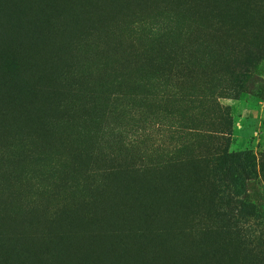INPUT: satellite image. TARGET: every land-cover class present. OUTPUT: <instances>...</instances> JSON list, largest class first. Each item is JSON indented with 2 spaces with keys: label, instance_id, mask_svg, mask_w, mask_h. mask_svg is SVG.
<instances>
[{
  "label": "trees",
  "instance_id": "1",
  "mask_svg": "<svg viewBox=\"0 0 264 264\" xmlns=\"http://www.w3.org/2000/svg\"><path fill=\"white\" fill-rule=\"evenodd\" d=\"M263 58L264 0H0V264H264V152L216 104ZM134 112L207 133L141 148Z\"/></svg>",
  "mask_w": 264,
  "mask_h": 264
},
{
  "label": "rangeland",
  "instance_id": "2",
  "mask_svg": "<svg viewBox=\"0 0 264 264\" xmlns=\"http://www.w3.org/2000/svg\"><path fill=\"white\" fill-rule=\"evenodd\" d=\"M264 64V58L261 61ZM216 104L223 116L231 120L232 134L229 149L231 151H239L243 149L252 150L253 153L258 154L264 152V99L249 100L244 96L236 98L217 97ZM134 123V128L138 135L142 134L138 140L141 143V148L150 145H163L173 150L180 148L183 143H189L186 138L191 139L192 143H197L195 134L199 133L206 135V130L187 129L185 134L179 133L171 125L168 124L170 120L167 118L163 123L159 120L146 114L142 120V115L139 112H134L129 120ZM123 123V121H122ZM121 124L117 122L114 126ZM175 131L174 133H172ZM135 133H131L129 139L119 143L117 149L121 158L136 157V145H133V137ZM73 148L71 146L69 150ZM102 152L108 151L105 146H101ZM150 159H154V154L148 153ZM175 158V156H169Z\"/></svg>",
  "mask_w": 264,
  "mask_h": 264
}]
</instances>
